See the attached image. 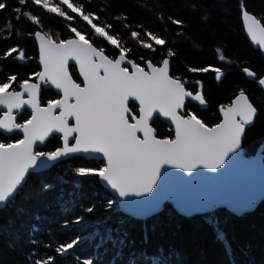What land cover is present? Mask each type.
Here are the masks:
<instances>
[{
	"label": "trees",
	"instance_id": "obj_1",
	"mask_svg": "<svg viewBox=\"0 0 264 264\" xmlns=\"http://www.w3.org/2000/svg\"><path fill=\"white\" fill-rule=\"evenodd\" d=\"M0 2L7 4L0 10V81H5L9 75H16L18 81L35 79L33 74L40 69L33 37L36 30L60 41L75 36L71 32L75 27L106 55L120 54L119 48H125V55L136 62L143 63L147 59L159 64L169 57L173 77L186 84H192L193 79L200 80L209 107L208 110L198 109L196 115L207 125L219 121L220 103L230 102L244 90L258 109L254 123L245 129L244 153H254L261 143L264 153V90L243 71L247 67L257 76L264 75V55L248 39L241 19L242 11L246 9L264 25V0H71L81 9L77 13H72L62 0H49L50 5L59 4L61 10L73 16L72 21L58 13H49L42 5L29 0L23 11L35 14L41 21L39 24L30 17L16 20L19 14L13 9L22 7L18 0ZM83 15H89L93 23L103 27L117 40L118 46L112 45L106 37L96 35L91 25L83 20ZM177 20L181 23H175ZM8 25L13 26L11 33ZM133 31L138 33L137 37H132ZM152 36L164 39L165 45H156ZM146 43L153 47L145 48ZM13 47L18 51L6 57ZM19 50L25 52V59H15ZM204 67H210V70L191 71ZM215 67L221 69L220 80L211 70ZM9 83L10 90L17 89V82ZM53 95L51 90L44 89L40 98L45 102ZM192 104L189 102L187 107L194 110ZM155 129L157 136H173V130L162 121H156ZM103 166L102 160L72 156L30 175L25 192H37L42 186L41 181L54 185L55 190L27 200L19 198L17 204L27 210L24 215L18 216L12 207L0 210V264H31L32 260L48 255L56 259V264H111L113 246L108 242L96 247L99 238L92 235L97 230L96 225L82 229L73 223L78 217L85 222L95 221L106 213H111V218L99 225L101 231L119 227L121 232L127 233L124 257L116 264H127L131 252L146 251L152 255L160 248L166 255L176 254L172 256L171 264H264V199L253 210L240 215L224 207L215 211L217 227L232 250L230 258L224 242L217 238L216 228L206 222L207 213L185 216L166 201L160 212L139 219L122 213L115 198L101 183L85 182L77 190L75 180L80 179L77 168ZM60 178L64 181L62 185ZM61 187L66 193H77L73 204L67 208L60 207L56 200ZM108 200L114 201L116 211L108 208ZM89 207L94 209L91 213L86 211ZM34 214L44 219L37 222L31 218ZM66 222L67 227L64 226ZM31 224H36L42 231L30 233L27 227H22ZM78 237L81 238L78 244L66 254L55 251L60 244L70 243ZM32 240L39 243L33 246Z\"/></svg>",
	"mask_w": 264,
	"mask_h": 264
},
{
	"label": "snow or ice",
	"instance_id": "obj_2",
	"mask_svg": "<svg viewBox=\"0 0 264 264\" xmlns=\"http://www.w3.org/2000/svg\"><path fill=\"white\" fill-rule=\"evenodd\" d=\"M29 0H18L22 7L13 9L18 13L16 20L21 17L29 18L39 24L35 14L23 11ZM35 5H42L49 13H58L60 17H67L72 21L73 16L61 10L59 4L50 5L49 0H32ZM62 3L72 13L81 12L80 8L74 6L71 0H62ZM7 4L0 2V10ZM243 18L247 23V30L255 40L256 31L264 34V26L255 16L248 11L243 12ZM95 34L106 37L112 45H117V40L108 35L103 27L93 23L89 15H83ZM175 23L180 24L177 20ZM111 27V26H109ZM9 33L13 26L8 25ZM75 38L61 39L59 43L51 37H45L41 31H35L34 36L40 41L39 59L43 65V71L34 73L39 80L47 85H54L56 89L62 90L61 99L47 101L46 107L40 104V83H30L28 79L18 81L16 75L5 77L0 81V106H5L3 118H0V134L10 137L22 132L23 138L14 143L0 142V210L12 207L16 209L18 216L24 215L26 209L18 205L19 198L27 200L34 196L42 195L47 191H54L55 186L41 181V187L37 192H25L28 185V177L38 170L51 167L50 162H55L69 154L88 153L92 158L106 159L103 167H79L76 172L80 179L75 180L77 190L79 186L87 183H104L118 192L120 198L141 197L152 193L157 180L169 169L162 166L171 165L184 172L192 174L194 180L205 177V173L197 171L201 166L216 172L224 164L226 159H235L241 149V137L245 134V126L253 123L258 109L249 102L244 90L232 101L231 105L221 107L223 120L209 127L195 114L185 112L181 115L179 110L185 109V98L193 97L192 91H186L185 84L180 78H174L169 74L168 58L160 61L157 66L151 60L146 62L145 70L139 63L126 60L125 48H119L118 58L112 59L105 55L103 49L93 46L89 39L85 38L75 27L71 28ZM132 37L138 33L133 31ZM151 35V34H149ZM156 45H165V40L152 36ZM264 46V39L258 41ZM151 49L150 43L143 45ZM18 51L13 47L5 56H11ZM219 51V50H218ZM171 55V50H169ZM25 52L19 50L15 59H25ZM224 59V56H220ZM74 60L79 65V74L82 76L83 87L69 75L68 64ZM143 60V57H141ZM125 63L130 65L124 66ZM210 67L200 69L193 68L191 71L208 72ZM220 80L222 73L219 67L211 68ZM248 76L255 77L256 73L247 67L243 69ZM17 82L15 87L23 91H8L10 83ZM258 83L264 86V78ZM27 99H24V94ZM74 99V102H70ZM195 100L205 104L202 95L196 94ZM138 102V105H136ZM131 105H136L132 107ZM31 109V117L22 123L16 122L13 110H17L19 116L25 108ZM59 109V114H54ZM3 111V109H0ZM154 114L168 118L175 126V138L158 139L156 129L149 123L154 120ZM240 119H237V117ZM69 117H73L75 123L69 124ZM52 133L63 134V146L54 151H33V145L37 142L43 143ZM142 133V137L138 135ZM75 134V135H73ZM70 138L74 141L70 145ZM39 146V145H37ZM230 154H236L230 157ZM60 184L64 183L60 178ZM76 191L65 192L59 189L56 197L57 203L62 208L73 204ZM68 199H65V197ZM254 199H248L241 203H233L223 195H203L194 200L182 201L178 208L183 214L191 216L194 213H207L206 222L216 228L217 238L224 242L225 248L231 258L232 250L225 239L224 233L217 227L218 220L215 211L227 206L231 211L241 213L254 204ZM108 208L116 211L113 200H108ZM120 207L128 211L132 216L146 219L162 210L160 200H150L141 204L132 199L120 201ZM94 209L89 207L86 211L91 213ZM37 222L44 219L39 214L31 215ZM111 218V213L95 221H83L77 218L73 223L80 225L82 229L90 225H96V232L92 235L99 238L97 248L111 242L113 256L111 264H116L118 259H123L124 248L127 246L126 232H121L119 227L105 228L100 230L99 225ZM67 227V222L64 225ZM27 227L30 233L41 232L36 224L22 225ZM147 225H145V239H147ZM19 234H17L18 236ZM81 238L72 240L67 244H60L55 251L66 254L72 250ZM33 246L39 242L32 240ZM107 251V249H106ZM175 253L165 254L163 248L158 249L156 254L149 255L146 251L128 254L127 264H171V258ZM31 264H56L53 256H43L39 260H32ZM91 264V262H89Z\"/></svg>",
	"mask_w": 264,
	"mask_h": 264
},
{
	"label": "water",
	"instance_id": "obj_3",
	"mask_svg": "<svg viewBox=\"0 0 264 264\" xmlns=\"http://www.w3.org/2000/svg\"><path fill=\"white\" fill-rule=\"evenodd\" d=\"M244 11H248V10L243 9L242 14H241V19H242V23L244 26L245 33L248 36V39L250 40L252 45L255 48H258L262 52V54L264 55V46H261V44L258 43V41H260L261 39H264V34L259 32V30H255L256 31V38H255V40L252 38V34L249 33L247 30V23L248 22H246L243 18V12ZM249 14L255 16L251 12H249ZM256 19L259 20L257 17H256ZM261 26H264V25L261 23ZM36 31H41V30H36ZM41 33H42V35H45V37H48L44 32L41 31ZM33 37H34V40H35L36 45H37V56H38L37 62L39 64V68H40L38 71V73H39V72L43 71V65L39 59L40 41L34 36V34H33ZM72 38H75V36L67 38V39H72ZM67 39H65V40H67ZM56 42L59 43V41H56ZM93 46L96 47L95 45H93ZM98 50H99V48H98ZM118 56H119V54L115 58H118ZM165 58H168L170 61L169 57H165ZM126 60H131V59L126 56ZM147 61H149V60H147ZM146 62H145V66H146ZM69 63L75 64L77 67L78 73H79V65L74 60H70ZM125 64H127V63H125ZM157 66H161V64H159ZM145 70L149 71V69H147V67ZM68 71H69V69H68ZM250 71H252V70H250ZM169 74H170V64H169ZM245 74L247 75V73H245ZM69 75H71L70 71H69ZM80 77H81V79H83L81 75H80ZM247 77L251 78V79L256 78L257 84L264 90V86H262L258 83V80L260 78H264V75L261 77H256V76L251 77V76L247 75ZM29 82L30 83H40L41 87L52 89L53 92L58 96L57 99H61L63 97L62 90L56 89L54 85L50 84V82L47 85L43 84L37 76H36L35 80H29ZM81 86L83 87V83ZM185 89H186V87H185ZM15 90L21 91V92L23 91L21 88H17ZM8 91H12V90L8 89ZM186 91H189V90L186 89ZM196 94H200L203 96L201 91L193 92V97H186L185 98V104L187 101H190V102L197 103L202 108L207 107L208 103L206 100H205V104H201L198 100L194 99V96ZM237 95H235L230 100V102L220 103L218 105V112L220 115V119L217 123H214L213 125H208L209 127H212L215 124H218L223 120V113L220 111L221 107L231 105L232 101L235 99V97ZM245 95L248 96L246 92H245ZM23 98L24 99L28 98L26 93L24 94ZM39 99H40V95H39ZM70 102H74V99H70ZM249 102L252 103L250 101V99H249ZM136 105H138V102H136ZM46 106H47V104H45V105L41 104V107H46ZM0 109H3L2 114L0 115V118H3L4 111H6L7 109L5 106H0ZM27 109L31 113V109H29V108H27ZM182 111H183V109L179 110L181 115H183ZM16 112H17V110L14 109L13 110V116H16ZM54 114L58 115L59 109H57ZM30 117H31V115H30ZM154 117L160 118L162 122H164L169 128H171L173 130V136L170 139H174L175 138V126H174V124L171 123V121L168 118H164L162 115L154 114ZM237 119H240V117L238 116ZM254 120H255V117H254ZM254 120H253V123H254ZM70 121H71V123H70ZM151 122H152V120H150L149 123L154 128V126L152 125ZM74 123H75L74 118L69 117V124L72 125ZM252 124L246 125L245 129L247 127H250ZM19 133L22 135V138H23L22 132H19ZM52 134H57L61 137V146L60 147H62L63 146V134L62 133H52ZM52 134H50L49 137ZM73 135H75V134H73ZM138 135H140L142 137V133H138ZM243 137H244V135H242V137H241V149L238 150L239 155L236 156L235 159H226L225 164L220 169H217L216 172H211L209 169H204L201 166L199 169H197V171L203 172L206 175H205V177H203L199 180H194L192 177V174L184 172L183 169H177V168L172 167L171 165H164V166H162L161 172L163 173L164 168H167V169H169V172L171 174L165 173L164 175H162L161 179L157 180V186H154L153 192L147 193L141 197L132 196V197L120 198L118 192L111 189L110 186H107L104 183H101V185L104 188H106L110 192V194L115 198L119 210L122 213L127 214L129 216H132V215L128 211H126L122 207H120V201L121 200L132 199L134 201L140 202L141 204H144L145 202H148L150 200H160L162 202V208H163L164 202L167 201L172 205L174 210H176L179 214L185 215L181 211H179L178 205L180 202L188 201V200H194L197 197H200L203 195H208V194L223 195L227 199H229L231 202L237 203V204L244 202L248 199H254V201H255L254 204L250 208L245 209L241 213L231 211L227 206H224V208H226L227 210H229L230 212H232L234 214H237V215L243 214L244 212L253 210L258 205V203L264 198V159H263L264 154L262 152L263 145L260 144L256 148L254 153L247 155L244 153V149H243V145H242ZM157 138L158 139H164L166 137L157 136ZM43 143L37 142V145H39V147H40L43 145ZM69 143L71 145L72 143H74V141L70 138ZM37 145H33V149ZM234 155H236V154H230V157L234 156ZM72 156H83L85 158L94 159L88 153H77V154H69L67 157L60 158L59 160H57L55 162H50V163H51V165H53L54 163H56L58 161L64 160V159L72 157ZM95 160H100V159L95 158ZM103 162L105 165L106 159L103 160ZM41 170H43V169H41ZM194 214H203V213H194ZM132 217H134V216H132ZM134 218H136V217H134Z\"/></svg>",
	"mask_w": 264,
	"mask_h": 264
},
{
	"label": "flooded vegetation",
	"instance_id": "obj_4",
	"mask_svg": "<svg viewBox=\"0 0 264 264\" xmlns=\"http://www.w3.org/2000/svg\"><path fill=\"white\" fill-rule=\"evenodd\" d=\"M118 55V54H117ZM117 55H107L109 58H112V59H114ZM132 61H134L132 58H130ZM147 61V59L142 63V62H136V61H134V62H136V63H139L142 67H145V69H146V66H145V62ZM155 64V63H154ZM156 65H159V64H156ZM124 66H127V67H129V70L131 71V67H130V65H127V64H125ZM68 69H69V71H70V73H71V76H72V78L77 82V83H80L81 85H82V79H81V77H80V75H79V73H78V70H77V67H76V65L75 64H73V63H69L68 64ZM200 81H198V79H193L192 80V84H196V85H192V84H186V83H184L185 84V87H186V89L187 90H189V91H192V92H197V91H201L202 92V94H203V97L205 98V96H204V88H203V84L202 83H199ZM44 89H49V90H51L52 92H53V90L52 89H50V88H43V87H41V92H42V90H44ZM41 92H40V95H41ZM54 93V92H53ZM58 98V96L54 93V95H53V97H51V98H49V99H47L45 102H43L42 100H41V98H40V103L42 104V105H45V104H47V101L48 100H52V99H57ZM190 101H187L186 102V108L185 109H183V111H182V114H185V112H191L192 114H195L196 115V111L198 110V109H207L208 110V107H209V102H207L208 103V105H207V107H205V108H202V107H200V105H198L197 103H195V102H191V103H193L191 106H193V108H194V110L193 109H189L188 107H187V105H188V103H189ZM136 106V105H135ZM2 114V111H0V115ZM30 115H31V113H30V111L27 109V108H25L23 111H22V113L19 115V116H17V112H16V121H17V123H22L24 120H26V119H29V117H30ZM197 116V115H196ZM198 117V116H197ZM199 118V117H198ZM200 119V118H199ZM161 121V119L160 118H158V117H155V119L154 120H152V125L154 126V128H155V123H156V121ZM70 123H71V121H70ZM22 138V135L20 134V133H16V134H13V135H11L10 137H6L5 135H3V134H0V142H5V143H14L15 141H17V140H19V139H21ZM61 146V137L59 136V135H57V134H52L50 137H48L47 139H46V141L43 143V145L42 146H36V147H34V149H33V151H43V152H48V151H54L57 147H60Z\"/></svg>",
	"mask_w": 264,
	"mask_h": 264
},
{
	"label": "bare ground",
	"instance_id": "obj_5",
	"mask_svg": "<svg viewBox=\"0 0 264 264\" xmlns=\"http://www.w3.org/2000/svg\"><path fill=\"white\" fill-rule=\"evenodd\" d=\"M253 72H254V71H253ZM221 73H222V72H221ZM262 76H263V75H262ZM256 77H261V76H257V75H256ZM35 78H36V77H35ZM250 79H251V78H250ZM33 80H35V79H33ZM254 80L256 81V78H254ZM198 81H200V80H198ZM182 82H183V81H182ZM183 83H184V82H183ZM199 83H201V81H200ZM256 83H257V82H256ZM237 94H238V93H237ZM237 94H236V95H237ZM250 101H251V100H250ZM253 105H254V104H253ZM255 117H256V116H255ZM261 144H262V143H261ZM259 145H260V144H259ZM259 145H258V146H259ZM262 145H263V144H262ZM258 146H257V147H258ZM262 152H263V149H262ZM263 154H264V153H263ZM263 159H264V158H263ZM263 199H264V198H263ZM173 209H174V208H173ZM175 211H176V210H175ZM176 212H177V211H176ZM185 216H187V215H185Z\"/></svg>",
	"mask_w": 264,
	"mask_h": 264
},
{
	"label": "rangeland",
	"instance_id": "obj_6",
	"mask_svg": "<svg viewBox=\"0 0 264 264\" xmlns=\"http://www.w3.org/2000/svg\"><path fill=\"white\" fill-rule=\"evenodd\" d=\"M103 161V160H102Z\"/></svg>",
	"mask_w": 264,
	"mask_h": 264
}]
</instances>
